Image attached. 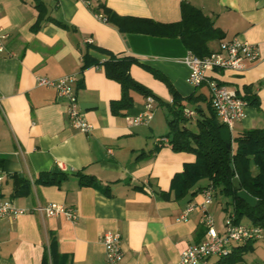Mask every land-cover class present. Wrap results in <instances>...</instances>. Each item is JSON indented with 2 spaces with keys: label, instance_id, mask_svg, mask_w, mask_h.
Segmentation results:
<instances>
[{
  "label": "crops",
  "instance_id": "obj_1",
  "mask_svg": "<svg viewBox=\"0 0 264 264\" xmlns=\"http://www.w3.org/2000/svg\"><path fill=\"white\" fill-rule=\"evenodd\" d=\"M40 1L45 13L35 26L37 0H0V195L23 210L0 221V264H41L51 238L57 251L55 264H103L98 235L104 231L119 233L121 264H177L182 250L203 239V212L213 217L220 231L231 204L215 189L212 201L203 205L205 179L191 190L197 191L194 195L175 199L170 192L164 197L173 176L195 155L173 151L166 144L170 115L155 96L170 104L168 86L181 98L193 96L192 102H181L193 110L188 122L195 129V107L207 112V84L187 82L188 68L182 59L188 49L178 37L120 32L85 0ZM181 1L90 0L89 4L104 3L120 16L172 23L181 18ZM186 1L223 33L208 43L209 49L233 36L257 46L259 58L244 70L209 75L240 94L243 86L250 85L259 97V108L247 104L244 116L229 128L231 137L243 129L264 128V0ZM88 43L136 60L129 74L155 100L147 124L133 126L127 121L144 111L145 96L137 92H131L133 103L123 114L111 113L110 102L119 99L120 84L105 75L101 63L81 69L84 52L99 61L106 58ZM68 74L76 76L79 104H90L83 110L91 124L87 134L69 123L66 100L53 88L36 83L37 77ZM159 141L163 145L147 154ZM77 173L90 183L80 184ZM14 176L21 180L15 183ZM44 176L56 178L55 182L43 183ZM48 202L74 208L76 221L35 210ZM188 205L195 207L180 219ZM245 245L248 249L232 264H264V234ZM221 258L209 256L204 264H216Z\"/></svg>",
  "mask_w": 264,
  "mask_h": 264
},
{
  "label": "trees",
  "instance_id": "obj_2",
  "mask_svg": "<svg viewBox=\"0 0 264 264\" xmlns=\"http://www.w3.org/2000/svg\"><path fill=\"white\" fill-rule=\"evenodd\" d=\"M90 9L101 14L103 19L112 23L120 32H139L161 37H178L183 45L198 57L207 55L212 50L208 43L221 39L223 33L213 26L212 21L203 12L191 5L186 0L180 4L181 18L177 22L159 23L147 18L125 17L116 14L104 3H97L94 6L89 4ZM36 8L38 18L35 26H38L44 17V6L37 0ZM92 47L106 55V58L99 61L84 52L82 54L81 69L90 65L101 63L105 75L120 84V97L110 102V111L114 115H121L133 103L131 92H137L143 96H154L145 86L135 81L129 74V67L136 60L130 56H119L100 47ZM156 77L162 78L154 70H151ZM172 95L171 103H163L168 108L167 117L168 131L167 145L173 151H188L195 155L193 162L185 163L181 172L175 174L170 182L168 192H163L164 197H168L172 192L175 199H180L186 195H194L197 191H191L196 183L205 179L211 185L213 192L216 189L221 195L230 199V213L235 221L247 222L259 226L264 230V128L243 129L231 137V147L220 140L218 129L224 126L216 117L210 102L206 103V113L195 107L197 119L195 129L186 126L188 119L183 115V103L193 101V96L181 98V96L170 86ZM239 94V92H237ZM241 97L251 106L259 108V97L252 90L250 85L243 86ZM163 137V136H161ZM163 144L159 143L147 154L156 152ZM3 159L0 157V167ZM231 165V166H230ZM44 175V174H42ZM80 184L88 185L90 180L82 173H77ZM15 177V183L21 180ZM237 177L240 188L249 195L256 198L255 206L246 204L236 197V189L233 185V178ZM43 183H54L56 178L44 176ZM64 178V177H62ZM86 181H82L85 180ZM203 187V188H204ZM248 245L235 247L230 254L222 257L216 264H232L239 261ZM57 251L55 250V240L51 238L47 249L43 255L41 264H55Z\"/></svg>",
  "mask_w": 264,
  "mask_h": 264
},
{
  "label": "built area",
  "instance_id": "obj_3",
  "mask_svg": "<svg viewBox=\"0 0 264 264\" xmlns=\"http://www.w3.org/2000/svg\"><path fill=\"white\" fill-rule=\"evenodd\" d=\"M0 50H2L1 43ZM258 58L259 51L255 44L233 36L229 39L220 40L217 48L203 57H198L191 51H187L182 61L188 68L187 82L193 86L207 84L209 102L218 121L230 128L236 120H240L244 116L247 102L240 93L229 89L209 74L217 70L242 71L249 63L255 62ZM75 82L76 76L74 74L64 75L56 79L47 77H37L36 79L37 85L53 88L57 97L66 100V114L69 123L78 131L87 134L91 129V124L85 118L83 109L80 108L74 90ZM154 102L153 96H145L144 111L135 116L127 117L128 123L133 126L147 124L152 118ZM182 113L187 118L194 114L193 110L189 108H183ZM2 178L3 176L0 174V186ZM201 193L204 197L202 204H209L213 197V187L208 185L202 189ZM194 207L188 205L181 213L180 219H184ZM35 210L48 217L63 216L72 222L77 219V211L74 208L57 203L48 202L44 205H38ZM21 212H23L22 209L17 208L10 200L0 195V221ZM201 223L205 226L203 239L182 250L177 264H204L209 256H227L235 247L257 240L264 234V230L259 226L245 221H235L230 212L225 214L220 231L216 230L213 217L207 212H203ZM98 239L104 247L103 264H121L123 251L119 233L104 231L99 233Z\"/></svg>",
  "mask_w": 264,
  "mask_h": 264
},
{
  "label": "water",
  "instance_id": "obj_4",
  "mask_svg": "<svg viewBox=\"0 0 264 264\" xmlns=\"http://www.w3.org/2000/svg\"><path fill=\"white\" fill-rule=\"evenodd\" d=\"M90 107L89 103H82L80 104L81 109H87ZM218 136L220 140L226 145L227 148L231 147V132L228 126L224 125L221 128L218 129ZM231 166V165H230ZM54 172L57 173L59 172L57 168L54 169ZM233 185L235 187L236 191V197L243 200L246 204L250 206H255L256 204V198L253 196L249 195L245 190L240 188V184L238 182L237 177H234L233 180Z\"/></svg>",
  "mask_w": 264,
  "mask_h": 264
},
{
  "label": "rangeland",
  "instance_id": "obj_5",
  "mask_svg": "<svg viewBox=\"0 0 264 264\" xmlns=\"http://www.w3.org/2000/svg\"><path fill=\"white\" fill-rule=\"evenodd\" d=\"M189 106L192 107V108H194V106L191 105V104H190ZM193 119H194L193 121H195L197 118L194 116ZM192 125H193V124H191V122H187V126H188L189 128H194Z\"/></svg>",
  "mask_w": 264,
  "mask_h": 264
}]
</instances>
